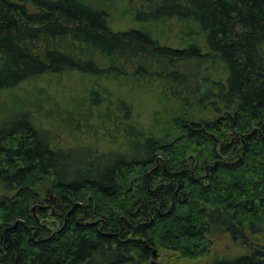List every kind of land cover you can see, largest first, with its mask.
I'll return each mask as SVG.
<instances>
[{
  "label": "trees",
  "instance_id": "1",
  "mask_svg": "<svg viewBox=\"0 0 264 264\" xmlns=\"http://www.w3.org/2000/svg\"><path fill=\"white\" fill-rule=\"evenodd\" d=\"M1 95L0 264H264V0H0Z\"/></svg>",
  "mask_w": 264,
  "mask_h": 264
},
{
  "label": "rangeland",
  "instance_id": "2",
  "mask_svg": "<svg viewBox=\"0 0 264 264\" xmlns=\"http://www.w3.org/2000/svg\"><path fill=\"white\" fill-rule=\"evenodd\" d=\"M127 9L130 11L131 6L122 1L117 2L116 6L113 7L112 10L110 9L109 22H110L111 27L114 30L122 31V30H125L127 28L134 26L133 20L130 19L128 15L127 16L125 15L124 17L122 15V11L124 10L126 11ZM170 33L171 35H169ZM169 34L167 35V33L166 34L164 33L163 37L159 36L157 37V39L162 41V43L170 42L171 44H175V39H178L177 31L176 30L173 31L172 29V31H170ZM194 40L197 41V38H194ZM73 78H76V77H73ZM66 81L67 79L61 83L57 82L56 84L58 85H48L47 83H43L41 85H35V84L23 85L20 90L19 89L15 90L12 96L19 97L23 100H28L29 99L28 97L32 95L31 91L35 90L36 88H39V89H43L46 92L45 97H49L48 100L56 102L59 105L63 106L65 105V99H66L65 97L69 95L70 96L76 95L79 97V95L81 94V89H77L74 91L72 90L71 91L72 93L68 92L69 89L65 91ZM67 87H69V84L67 85ZM12 96L9 97L5 95H1L0 96V108H2L3 105L4 107H6L5 103H11L12 101L10 98H12ZM62 136H63L62 138H64L62 139L63 141L62 143L67 142L65 141L64 135ZM43 191H44L43 194L45 195V197H44L42 206L48 207V209H50L51 207L50 205L54 203L53 195L50 194V191L48 190V188H43ZM47 221L50 222L51 218H48ZM249 243L254 244L255 246L264 245V235L262 238L248 236V243H246L245 241H241V240H238L237 242L234 243L226 235L223 237L217 238L213 242L211 258L215 256L226 257L228 252L235 253V254H248L251 251V246L249 245ZM153 260L155 264H207L210 258L207 257V258L200 259L198 261L191 262L185 259L180 260L176 256H173L172 254H170L169 252H161L159 253V255L157 254L156 258ZM150 262L148 264H150Z\"/></svg>",
  "mask_w": 264,
  "mask_h": 264
},
{
  "label": "water",
  "instance_id": "3",
  "mask_svg": "<svg viewBox=\"0 0 264 264\" xmlns=\"http://www.w3.org/2000/svg\"><path fill=\"white\" fill-rule=\"evenodd\" d=\"M152 254H153V259H155V258H156V251L153 250V251H152ZM150 264H155L154 260H152V261L150 262Z\"/></svg>",
  "mask_w": 264,
  "mask_h": 264
}]
</instances>
